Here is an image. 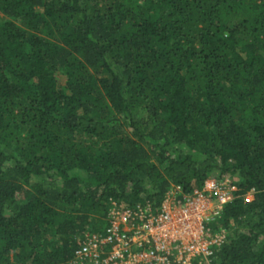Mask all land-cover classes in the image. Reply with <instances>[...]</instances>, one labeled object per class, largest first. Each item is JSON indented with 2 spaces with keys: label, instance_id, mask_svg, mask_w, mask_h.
Here are the masks:
<instances>
[{
  "label": "trees",
  "instance_id": "trees-1",
  "mask_svg": "<svg viewBox=\"0 0 264 264\" xmlns=\"http://www.w3.org/2000/svg\"><path fill=\"white\" fill-rule=\"evenodd\" d=\"M0 264H70L110 200L229 177L208 261L264 264V0H0Z\"/></svg>",
  "mask_w": 264,
  "mask_h": 264
},
{
  "label": "built area",
  "instance_id": "built-area-1",
  "mask_svg": "<svg viewBox=\"0 0 264 264\" xmlns=\"http://www.w3.org/2000/svg\"><path fill=\"white\" fill-rule=\"evenodd\" d=\"M229 177L207 179L200 189L183 193L171 184L159 206L124 205L115 200L103 228L76 238L70 264H191L208 261L225 241L223 230L214 232L231 198Z\"/></svg>",
  "mask_w": 264,
  "mask_h": 264
},
{
  "label": "rangeland",
  "instance_id": "rangeland-1",
  "mask_svg": "<svg viewBox=\"0 0 264 264\" xmlns=\"http://www.w3.org/2000/svg\"><path fill=\"white\" fill-rule=\"evenodd\" d=\"M0 18H5V16L2 13H0Z\"/></svg>",
  "mask_w": 264,
  "mask_h": 264
}]
</instances>
